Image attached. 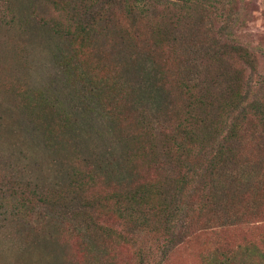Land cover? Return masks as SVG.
<instances>
[{"label": "trees", "instance_id": "obj_1", "mask_svg": "<svg viewBox=\"0 0 264 264\" xmlns=\"http://www.w3.org/2000/svg\"><path fill=\"white\" fill-rule=\"evenodd\" d=\"M45 1L55 10L53 25L46 19L37 23L48 27L50 35L86 46L104 37L112 47L126 48L128 54L115 55L103 71L135 69L141 82L125 80L118 92L127 101L139 94L140 87L151 97V107L136 97V129L114 132L116 142L123 145L116 157L82 150L88 141L75 146L78 126L63 122L74 135L72 150L65 145L56 154L65 169L68 195L49 201L30 184L3 176L0 197L12 216L31 217L40 206L53 203L72 206V264H112L107 253L113 246L132 248L133 264H172L183 249L191 264H264V235L253 233L242 243L227 238L231 229L250 224L243 204L264 184V166L249 168L242 151L244 146L256 155L264 151L259 139L264 136L262 83L246 82L244 77L247 66L255 69L254 53L234 37L214 46L218 53L206 57L208 63L215 69L230 63L220 78L225 88L216 95L212 89L220 83L215 70L201 87L194 76L189 77L191 64L179 54L174 37L185 16L199 9L205 16L223 10L225 0ZM120 10L127 21L121 28L115 22ZM234 14L230 12L226 21H233ZM223 46L226 50L221 52ZM97 89L100 98V93L114 92L115 87ZM97 96L92 89V102ZM105 111L109 127L121 123L114 111ZM51 125L40 126L52 140L50 149L58 147ZM250 204L259 207V196ZM33 250L41 256H58L42 245Z\"/></svg>", "mask_w": 264, "mask_h": 264}, {"label": "rangeland", "instance_id": "obj_2", "mask_svg": "<svg viewBox=\"0 0 264 264\" xmlns=\"http://www.w3.org/2000/svg\"><path fill=\"white\" fill-rule=\"evenodd\" d=\"M230 2L225 0L223 10L207 16L201 9L185 16L174 31L179 41L178 52L191 64L189 77L194 76L201 87L215 70L220 84L212 90L219 95L225 88L220 78L230 63L219 64L215 69L206 57L218 53L214 46L226 44V37L237 38L238 43L254 53L256 62L255 69L247 66L245 81L262 83L264 92V0ZM7 4L0 0V178L6 176L13 183L30 184L40 196L50 197L49 201L59 195L66 197L65 169L56 154H60L65 145L72 150L74 135L65 129L63 122L77 124L80 134L74 138L78 139L75 146L86 145L88 141L82 150L96 149L99 154L106 151L116 157L122 153L123 145L116 142L114 132L135 130L139 111L136 97L146 102L147 109L151 107V97H146L140 87L136 88L139 94H132L127 101L118 92L125 80L141 82L135 69L103 71L115 55H127L126 48L112 47L110 40L104 37L98 38L94 46H86V43H71L65 36L50 35L48 27L37 23L46 19L53 25L55 10L45 0H9L10 5ZM230 12L235 13V18L227 22ZM29 16L36 22H31ZM115 22L120 28L127 25L121 10ZM224 47L221 52L226 50ZM197 72L198 76L193 75ZM104 86H114L115 90L100 93L99 98L97 88ZM92 89L98 94L94 102L90 99ZM106 108L114 111L115 118L118 116L119 125L109 127ZM49 124L55 132L53 142L57 148H49L52 140L40 130V126ZM259 139L264 148V136ZM242 151L250 162L247 163L249 168L256 170L259 169L256 165L264 166V151L256 155L255 150L247 146ZM262 194L264 184L258 187V193L251 195L250 201H245L242 211L250 224L231 229L227 235L230 242H246L253 233L264 235ZM258 196L261 204L254 207L250 203ZM248 206L250 209L246 211ZM39 211L31 217L16 219L0 197V264H72V206L66 209L53 203L40 206ZM255 212L257 215H252ZM38 245L53 249L58 256H41L33 250ZM133 253L132 248L113 246L108 248L107 254L112 264H133ZM172 264H191L190 254L186 249L181 250Z\"/></svg>", "mask_w": 264, "mask_h": 264}]
</instances>
